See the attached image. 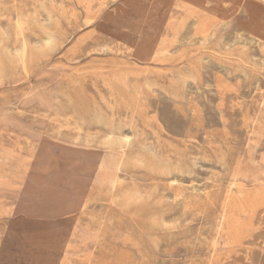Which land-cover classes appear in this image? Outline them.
Segmentation results:
<instances>
[{
  "label": "rangeland",
  "instance_id": "1",
  "mask_svg": "<svg viewBox=\"0 0 264 264\" xmlns=\"http://www.w3.org/2000/svg\"><path fill=\"white\" fill-rule=\"evenodd\" d=\"M82 1L0 0V144L29 157L42 134L67 155L110 148L121 180L89 185L78 242L66 226L22 239L0 220V264H220L250 244L264 264V208L252 238L221 227L233 183L253 186L235 174L264 183V0ZM116 136L129 143L105 144ZM145 140L182 170L163 172Z\"/></svg>",
  "mask_w": 264,
  "mask_h": 264
},
{
  "label": "bare ground",
  "instance_id": "2",
  "mask_svg": "<svg viewBox=\"0 0 264 264\" xmlns=\"http://www.w3.org/2000/svg\"><path fill=\"white\" fill-rule=\"evenodd\" d=\"M97 1L104 5L106 0ZM81 5L87 8L86 0H83ZM60 6L64 14H72L67 4L61 3ZM49 15L56 17V10H49ZM123 29L126 30V28ZM135 130L136 139L141 138L144 131L138 128ZM129 140L124 136H116L107 139L105 144L111 147H120L123 142L124 144L129 143ZM145 143L146 148L163 172H168L170 167L182 170L181 162L172 149L165 148L161 142L148 144L146 141ZM142 161L145 162V159L140 160L141 163H143ZM122 165L121 155L110 148L94 153L89 149L78 148L72 149V153L67 155L63 150L52 149L40 140L39 144L35 146L33 155L29 157L0 144V173L4 174L9 170L15 171L16 173L12 176L19 183L15 184L14 182V186L18 188V193L26 199V202L19 201L15 204L14 211L22 213L15 222L21 227H36L30 231L10 233L22 239L42 240L50 232L44 228L71 225L73 227H70L69 230H72L73 238L78 242L81 234L75 231L78 228V221L75 220L77 216L68 217L65 214L74 212L80 207L82 198L90 188L91 182L98 183L110 191L116 189L121 180L118 173ZM235 176L252 182L253 186L251 188L237 187L238 185L233 183L234 188H237L238 191L237 196H229L230 201L224 206L221 227L224 228L225 236L232 242L239 241L241 237L252 238V235L249 234L250 230L259 227L264 213H262L264 197L260 194L264 183H261L258 175L241 171ZM26 209H33V212L27 213ZM241 212L246 216L245 221L240 220ZM242 234L244 235L241 236ZM87 246L77 245L75 242L63 245L67 251H80L81 248L85 250ZM249 246L243 257L241 256L242 258L238 260L235 259L236 257L234 258L236 253L234 250L218 254L220 264H252L255 248L251 244ZM88 253L84 254V257H87Z\"/></svg>",
  "mask_w": 264,
  "mask_h": 264
},
{
  "label": "crops",
  "instance_id": "3",
  "mask_svg": "<svg viewBox=\"0 0 264 264\" xmlns=\"http://www.w3.org/2000/svg\"><path fill=\"white\" fill-rule=\"evenodd\" d=\"M45 136L54 140V141H57L51 136L42 134V135L38 136V141H37L36 145H38L40 140ZM57 142H59V141H57ZM77 148H79V147H77ZM10 149H12V148H10ZM34 149H35V147H34ZM79 149H82V148H79ZM14 151H16V150H14ZM18 153H20V152H18ZM15 173L16 172L13 170H9L8 172H5L4 174L0 173V220H1V222L3 221L2 224L8 233H10V232L20 233V232L30 231V230L36 228V227H21V226H18V224H16V222H15V220L19 216H21V214H22V213H17L16 211H14L15 210V204L19 201L26 202V199L24 198V196L21 195L20 193H18V188H16V186H14V182H15V184L19 183V181L14 180V177L12 176ZM90 185L94 186V182H91ZM87 199H88L87 194L85 193V196L82 198V204L80 205V207L77 208L74 212H69L65 215L68 217H74V216H77L79 213H83L87 209V203H86ZM26 212L31 213V212H33V209H26ZM66 227L70 228L71 225H67ZM44 229L46 231L50 230L51 233H58V232H63L61 230L65 229V228H64V226H55L53 228L46 227ZM50 232H48V233H50Z\"/></svg>",
  "mask_w": 264,
  "mask_h": 264
}]
</instances>
